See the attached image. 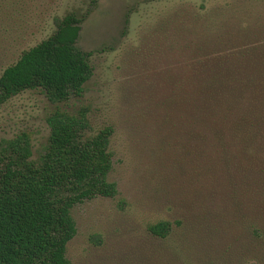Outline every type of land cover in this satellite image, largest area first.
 Returning a JSON list of instances; mask_svg holds the SVG:
<instances>
[{"label": "trees", "instance_id": "trees-1", "mask_svg": "<svg viewBox=\"0 0 264 264\" xmlns=\"http://www.w3.org/2000/svg\"><path fill=\"white\" fill-rule=\"evenodd\" d=\"M254 8L236 16L227 8L200 7L191 21L166 12L147 26L142 125L155 180L158 167L165 180L185 175L198 180L193 203L199 204L187 210L192 218L209 212V195L229 190L219 197L220 213L234 230L240 225L264 240V13ZM83 17L67 12L51 34L4 67L0 106L33 89L58 102L82 96L92 73L90 53L76 46ZM158 61L164 64L156 67ZM46 121L47 144L37 161L28 159L24 133L0 146V264H70L66 250L76 233L74 206L97 197L116 199L119 208L124 204L108 178L116 154L113 125L90 132L84 111L55 113ZM206 180L216 183L209 186ZM146 229L162 240L171 223L157 220ZM184 246L178 242L173 249L188 258L180 254ZM195 248L202 264H209L210 255ZM154 256L148 252L141 264H188L162 263ZM256 257L255 264H264L262 254Z\"/></svg>", "mask_w": 264, "mask_h": 264}, {"label": "rangeland", "instance_id": "rangeland-1", "mask_svg": "<svg viewBox=\"0 0 264 264\" xmlns=\"http://www.w3.org/2000/svg\"><path fill=\"white\" fill-rule=\"evenodd\" d=\"M255 5L264 13V0H0V73L22 50L51 34L56 21L71 11L84 14L76 46L90 53L92 67L79 98L52 101L33 89L3 103L0 146L24 133L30 144L28 159L37 161L47 144L46 120L55 113L74 116L84 111L90 132L106 124L115 130L116 154L108 178L116 183L123 207L105 197L74 206L76 233L66 250L70 264H141L148 252L162 263L202 264L195 247L210 255L209 264H255L253 259L261 254L264 259V240L240 225L234 230L220 213L219 197L230 195L229 190L209 195V212L196 220L187 210L199 204L193 203L198 180L187 175L165 180L161 167L155 180L147 164L152 160L147 161V129L142 125L147 120V26L166 12L191 21L200 7L209 12L227 8L233 15L247 16V8L256 9ZM158 62L156 67L164 64ZM206 182L213 186L216 180ZM157 220L171 223L166 239L147 232V224ZM178 242L185 245L180 254L189 259L174 251Z\"/></svg>", "mask_w": 264, "mask_h": 264}]
</instances>
